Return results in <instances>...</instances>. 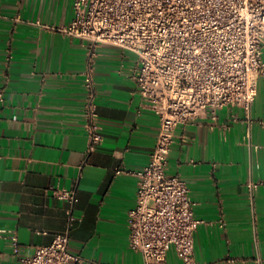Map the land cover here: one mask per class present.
I'll list each match as a JSON object with an SVG mask.
<instances>
[{
  "label": "crops",
  "instance_id": "1",
  "mask_svg": "<svg viewBox=\"0 0 264 264\" xmlns=\"http://www.w3.org/2000/svg\"><path fill=\"white\" fill-rule=\"evenodd\" d=\"M72 15V0H0V264H20L66 228L68 204L53 185L76 191L69 264H143L128 240L137 178L126 171L148 161L158 116L131 79L136 55L100 44L92 78L102 140L87 152L88 43L62 31ZM166 174L187 181L202 221L196 264H264V78L249 112L227 106L178 125ZM167 264H181L172 247Z\"/></svg>",
  "mask_w": 264,
  "mask_h": 264
},
{
  "label": "built area",
  "instance_id": "2",
  "mask_svg": "<svg viewBox=\"0 0 264 264\" xmlns=\"http://www.w3.org/2000/svg\"><path fill=\"white\" fill-rule=\"evenodd\" d=\"M73 15L62 31L87 41L83 118L87 152L102 140L93 68L100 44L127 49L137 57L131 79L157 114L159 130L148 161L137 171L135 205L128 212L129 245L143 264H167L172 247L181 264L194 261L193 215L189 186L167 175V155L178 125L204 111L215 118L222 107L249 112L264 78V0H72ZM0 89V99L2 98ZM124 169L118 167L115 173ZM258 183L247 187L253 196ZM68 204L67 226L47 245L36 246L20 264H69L74 188L50 186ZM13 249L18 250L13 237Z\"/></svg>",
  "mask_w": 264,
  "mask_h": 264
}]
</instances>
